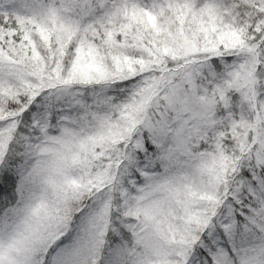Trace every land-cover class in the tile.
Listing matches in <instances>:
<instances>
[{
	"label": "snow or ice",
	"instance_id": "snow-or-ice-1",
	"mask_svg": "<svg viewBox=\"0 0 264 264\" xmlns=\"http://www.w3.org/2000/svg\"><path fill=\"white\" fill-rule=\"evenodd\" d=\"M0 264H264V0H0Z\"/></svg>",
	"mask_w": 264,
	"mask_h": 264
}]
</instances>
